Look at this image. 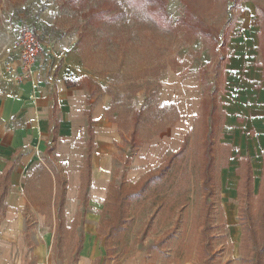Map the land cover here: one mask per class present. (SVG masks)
Listing matches in <instances>:
<instances>
[{
	"label": "rangeland",
	"instance_id": "374dc122",
	"mask_svg": "<svg viewBox=\"0 0 264 264\" xmlns=\"http://www.w3.org/2000/svg\"><path fill=\"white\" fill-rule=\"evenodd\" d=\"M23 28L74 39L73 80L108 104L103 188L87 171L79 201L7 216L0 192V264H77L87 240L92 264H264V0H0V76Z\"/></svg>",
	"mask_w": 264,
	"mask_h": 264
},
{
	"label": "crops",
	"instance_id": "0c3cea01",
	"mask_svg": "<svg viewBox=\"0 0 264 264\" xmlns=\"http://www.w3.org/2000/svg\"><path fill=\"white\" fill-rule=\"evenodd\" d=\"M13 40L0 76V192L1 200L8 202L5 215L11 214L9 209L23 206L22 201H59L54 197L57 190L65 191L64 201H79L68 195L83 188L87 171L92 174V200L99 201L103 188L99 151L107 135L102 128L108 121V104L92 98L81 81L73 80L77 71L72 65L76 59L74 39H42V54L32 77L20 83L15 80L19 62L10 51ZM241 63V58L233 57L230 65L235 68ZM260 95L264 101L263 90ZM263 105L260 108L264 109ZM254 124L264 146V117H258ZM54 175L61 177L56 180ZM42 190L52 196L30 197L31 192ZM15 217L9 218L14 226L23 222ZM64 217L67 222V213ZM5 233L0 231V236H9ZM40 248L36 246L33 253H39ZM79 251L77 264H92L101 253L90 240Z\"/></svg>",
	"mask_w": 264,
	"mask_h": 264
},
{
	"label": "built area",
	"instance_id": "2783aa9c",
	"mask_svg": "<svg viewBox=\"0 0 264 264\" xmlns=\"http://www.w3.org/2000/svg\"><path fill=\"white\" fill-rule=\"evenodd\" d=\"M10 51L19 62L15 80L19 83L29 80L32 77L35 64L42 54L41 39L31 29L23 28L10 44Z\"/></svg>",
	"mask_w": 264,
	"mask_h": 264
}]
</instances>
